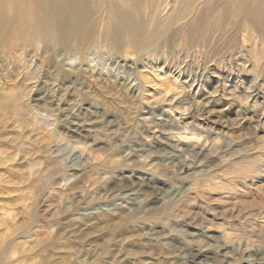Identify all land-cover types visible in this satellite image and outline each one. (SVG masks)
<instances>
[{"label":"rangeland","instance_id":"rangeland-1","mask_svg":"<svg viewBox=\"0 0 264 264\" xmlns=\"http://www.w3.org/2000/svg\"><path fill=\"white\" fill-rule=\"evenodd\" d=\"M216 1L150 50L131 0L0 17V264H264V0Z\"/></svg>","mask_w":264,"mask_h":264},{"label":"bare ground","instance_id":"bare-ground-1","mask_svg":"<svg viewBox=\"0 0 264 264\" xmlns=\"http://www.w3.org/2000/svg\"><path fill=\"white\" fill-rule=\"evenodd\" d=\"M110 1L112 2V0ZM175 1H177V3L181 1L179 10L176 9L172 15L167 17L170 18L167 24H170V27L177 25L180 30L187 29L188 23H190L188 22L189 16L191 14H194V21L201 22L211 8L210 4L212 3V0H204L202 10H200V5L197 4L198 11L195 12L194 3L201 2L202 0ZM183 1L186 2V6H182ZM131 2L137 8V19H132L126 11L121 14L114 12V14H109L111 21L109 23L111 24L114 20L117 21V19L124 21V26L120 22L119 23L121 27L126 30L127 36L130 38L132 37L135 44L138 43L141 48L145 47L146 50H150L152 47L155 48L159 39L164 41L168 38L166 36L167 26L165 27L164 20H161L159 14V9L164 3V0H131ZM222 12L221 16L227 19V13L224 10ZM4 13L10 17V19H7L8 26L13 24L14 16L23 15V17L27 18V21H21L20 29L34 28L40 32L43 41L50 42L55 39V34L58 32L64 35L68 40L73 37L78 38L81 30L84 28L87 18L92 14V11H88L85 0H0V17L3 18ZM145 19H147V25L144 22ZM111 27L113 28V26ZM180 30L179 32L176 30L175 35L169 39L173 40L175 36L180 33ZM140 34L142 37L145 35V42L140 40ZM109 36L112 38V34H109ZM113 38H115V35ZM169 39L167 41H169ZM87 41L88 38L82 34L79 43L85 46Z\"/></svg>","mask_w":264,"mask_h":264}]
</instances>
